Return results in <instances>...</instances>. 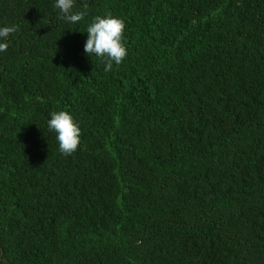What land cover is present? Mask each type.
Returning <instances> with one entry per match:
<instances>
[{
    "label": "trees",
    "instance_id": "obj_1",
    "mask_svg": "<svg viewBox=\"0 0 264 264\" xmlns=\"http://www.w3.org/2000/svg\"><path fill=\"white\" fill-rule=\"evenodd\" d=\"M0 0V264H264V0ZM125 22L110 72L87 24ZM81 128L59 151L55 111Z\"/></svg>",
    "mask_w": 264,
    "mask_h": 264
},
{
    "label": "clouds",
    "instance_id": "obj_2",
    "mask_svg": "<svg viewBox=\"0 0 264 264\" xmlns=\"http://www.w3.org/2000/svg\"><path fill=\"white\" fill-rule=\"evenodd\" d=\"M76 0H54V7L59 9L61 17L72 25L83 21L88 15L87 9L74 10ZM16 26L0 27V53L7 51L10 36L17 31ZM87 38L84 52L89 57L95 56L104 64V71L110 72L113 64L121 65L127 56L124 44L125 22L111 13L95 16L86 28ZM47 128L56 134L59 151L63 155L74 153L81 139V128L73 115L65 110L55 111L47 120Z\"/></svg>",
    "mask_w": 264,
    "mask_h": 264
}]
</instances>
